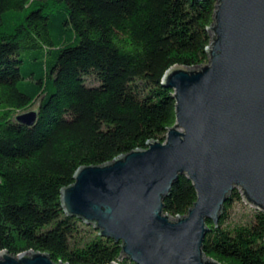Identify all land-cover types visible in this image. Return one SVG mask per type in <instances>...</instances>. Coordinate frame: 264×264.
<instances>
[{
    "label": "trees",
    "instance_id": "16d2710c",
    "mask_svg": "<svg viewBox=\"0 0 264 264\" xmlns=\"http://www.w3.org/2000/svg\"><path fill=\"white\" fill-rule=\"evenodd\" d=\"M217 0H0V253L48 254L59 264L119 261L121 244L65 213L61 191L82 167L101 166L176 124L174 66L208 63ZM37 109L28 126L18 117ZM197 201L181 177L165 214ZM236 204L244 210L230 221ZM204 254L264 264V212L235 191Z\"/></svg>",
    "mask_w": 264,
    "mask_h": 264
},
{
    "label": "water",
    "instance_id": "95a60500",
    "mask_svg": "<svg viewBox=\"0 0 264 264\" xmlns=\"http://www.w3.org/2000/svg\"><path fill=\"white\" fill-rule=\"evenodd\" d=\"M213 21L208 63L174 66L163 77L176 99L165 142L82 167L61 191L67 215L121 244L120 262L221 264L204 254L207 223L219 224L236 190L264 212V0H217ZM18 120L32 126L37 112ZM181 177L197 201L173 218L165 201ZM0 264L57 263L41 252L3 251Z\"/></svg>",
    "mask_w": 264,
    "mask_h": 264
},
{
    "label": "rangeland",
    "instance_id": "374dc122",
    "mask_svg": "<svg viewBox=\"0 0 264 264\" xmlns=\"http://www.w3.org/2000/svg\"><path fill=\"white\" fill-rule=\"evenodd\" d=\"M31 111H37V109H33ZM30 113V112H28ZM26 114V113H25ZM24 115V113H23ZM244 214V210L239 204H236L233 208L232 212L230 213V221L238 220Z\"/></svg>",
    "mask_w": 264,
    "mask_h": 264
}]
</instances>
